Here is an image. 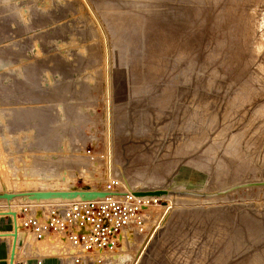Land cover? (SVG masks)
<instances>
[{"label": "rangeland", "instance_id": "rangeland-1", "mask_svg": "<svg viewBox=\"0 0 264 264\" xmlns=\"http://www.w3.org/2000/svg\"><path fill=\"white\" fill-rule=\"evenodd\" d=\"M178 1L0 0V192L16 194L35 190H82L81 187L98 190L112 178H119L122 185L127 188L122 177L120 178L121 175L118 174L120 169L123 170L124 159H121L117 139L126 138L122 132L130 129V126L119 121L121 115H115V109L129 98V85L133 76L143 75L142 81L148 85L141 87L140 91L150 88L149 90H154L156 96L161 99L165 97L163 93H167V108L166 111L160 112L158 121L166 127L161 136L159 135V138L163 137L160 140V149L169 135L171 148L169 150L175 149L178 144L182 112L189 113L191 109H196L191 110L190 115H193L191 120L197 118L195 115L203 113L201 116H205L204 124H209V128L204 129L202 137L189 139L193 144L200 143H196L187 152L190 156L180 158L177 165L166 174L169 183H166V186L169 188L167 192L155 194L157 197H162H158V204L145 212L143 226H131L136 229L123 230L124 241H120V246L115 252L108 255L105 264H139V259L143 258L144 253L146 255L153 241L152 238L166 224L173 209L191 211L230 207L235 211L242 206L241 209L249 211L256 218H262L264 214V162L261 165L258 163L259 157H255L264 154V96H262L264 95V45L262 46L264 0H240V2L213 0L214 12L218 13L221 6L225 7L227 14L229 13L228 18L231 17L229 18L233 25L231 27H234L232 32L238 29V35H235L236 32L233 33L234 37L221 35L223 38L226 37L222 38L224 44L229 46L231 43L228 50L223 49L224 54L218 53V55L216 50L214 52L216 55L213 57L216 59L218 56L216 60H201L196 63L197 69L190 72L187 80H182V76L187 73L181 74L178 69L171 73L174 74L175 79L171 74L169 75L171 81L164 76L165 62L162 60L173 53V43L168 44L165 49L167 51L164 50L165 56L161 55V59L156 56L157 58L152 60L150 63L152 65H149V62L145 63L147 66L144 65V69H139L138 72L129 69V63L124 64L120 60V53L114 43H117L121 35L126 36L135 29H144L152 18L160 17L170 4L176 2L183 4V0ZM195 4L204 10L209 8L201 0H195ZM203 18L204 16L200 15V19ZM217 20L221 21V18L217 17ZM249 20L252 24L246 23ZM209 23L211 25L213 21ZM258 26L259 29L256 30ZM203 27L205 24L202 25V29ZM240 35L241 38L238 37ZM206 37L202 35L201 44L205 47L209 44L208 40L204 42ZM254 38L255 40H252ZM261 40L262 44H258ZM237 43H243L240 44L242 47ZM253 43L258 44L259 47L261 45L262 48L258 47V50L257 45ZM233 45L237 46L232 47ZM244 45L246 49H243ZM204 46L203 51L209 53L212 48L211 43L206 50ZM237 47L240 50L237 53L239 56L236 54ZM227 53L235 56L234 59H231L230 55L228 57ZM240 53H246L248 58ZM156 59L159 60L158 67ZM212 60L211 65L209 63ZM242 64L247 69H244ZM198 68H201L202 73L205 71L204 74H199ZM190 76L194 81L190 82L192 80ZM210 82L214 84L211 85ZM134 113L137 114L139 111L134 109ZM172 113L175 121L170 120ZM153 126L152 123L149 127L143 125L141 132L138 133L141 138H152L151 144L155 142L154 137L158 138ZM185 129L194 132L193 125L185 126L183 130ZM148 131L149 135H145ZM116 132L120 133L119 136ZM203 144H205L204 150H202ZM181 145L178 147L180 148ZM207 147L210 148L207 150ZM244 148L252 154L248 162L251 163L252 170L246 168L247 170L244 169L245 171L239 173V178L235 182L208 190L209 182L213 181L218 164L224 157L223 153L229 155L227 150H233L236 157L229 160L235 165L240 159L245 158ZM170 151L164 155L163 160L167 163L171 158L175 159ZM263 154L260 156L264 157ZM142 155L137 156L139 159L136 163H142L138 167L141 169L144 166L142 170L147 174L154 169L157 157ZM166 156L171 157L168 159ZM173 160L169 162V166L172 165ZM191 160L193 166L203 164L207 170L200 171L188 165L187 162ZM175 198L189 199L191 202H181V200L177 202ZM22 202L20 199L6 201L5 198H0V212L8 207L18 212L21 204L29 203V201ZM52 203L37 205L49 207ZM16 215L18 218V213ZM9 224L8 214L0 216V233H8ZM18 230L20 231L19 228ZM1 241L4 242V248L0 251V264H6L5 247L7 248L9 240L0 239V243ZM194 244L193 240L187 241L182 252L171 253L175 259L182 260L186 256L185 251ZM49 246L53 250L58 247L55 242L49 243ZM223 247L220 246L214 255L223 254ZM225 256L228 254L218 256L214 261L221 260ZM231 256L225 257V262L221 264H236L245 260L239 261L240 255ZM261 264H264V261Z\"/></svg>", "mask_w": 264, "mask_h": 264}, {"label": "bare ground", "instance_id": "bare-ground-1", "mask_svg": "<svg viewBox=\"0 0 264 264\" xmlns=\"http://www.w3.org/2000/svg\"><path fill=\"white\" fill-rule=\"evenodd\" d=\"M178 2H176L175 4L174 3L170 4V6H168L164 10V13L161 14L160 17L152 18L149 21V24L144 29H141V30L135 29L131 33L127 34L126 36L121 35V37L118 39L117 43H114L115 47L118 48V52L120 53L119 54L120 60L123 61L124 64L129 63V65H128L129 69H133L135 72H138L139 69L140 70L144 69L143 68L144 65L147 66L146 64H148V62H149V65H152V64H150L152 62V60H154V58H157L156 56H158V58H160V59H161V55L165 56L164 53H165V51H167L165 49L167 48L168 44L173 43L174 51L171 55H169L170 58H168L169 56L167 54L166 55L168 57L167 56L165 58L162 57L164 59L162 61L165 62V63L163 62L165 65L164 76H166L170 80L171 77H169V75L173 71H175V69H178L181 74L184 72H185V74L187 73L186 75L183 74L184 76H182V80H187V78H189L188 75L190 74V72L192 73V71H195L196 65L198 64L199 61H201V60L202 61L203 60L210 61V59H213V57L216 55L214 53L216 50H217L216 51L217 55H218V53L224 54L223 49H224V51H225V49L228 50L227 48L230 47L231 43L229 44V46H227L226 43H225L226 44L225 45L224 41L222 40V38H223L222 36L224 34L225 36L229 35L228 37H231V36L234 37L233 33L236 32L237 34H235V35H238V32H237L238 29L237 30L235 29L234 32H232V29L234 27L233 28L231 27L232 24H231V21L229 19L231 17L228 18L229 13L227 14L228 11H226L227 9L225 7L221 6L220 11L218 13H216V12H214L213 0H201V2L203 4L208 5L209 8L205 7L206 10L200 8L199 5H196L195 0H183V4L178 3ZM239 2H240V0H239ZM215 4H216V2H215ZM210 9H212V10H210ZM202 10H203V12H201ZM200 15L204 16V18L202 20L200 19ZM260 16H262V15H260ZM217 17L221 18V21H218ZM211 20L213 21V23L210 25L209 22ZM242 20H244V19H242ZM258 20H260V19H258ZM258 20H256V21L258 22ZM261 20H263L262 17H261ZM232 21H234V20H232ZM239 21H240V19H239ZM248 22H250V20L247 21L246 23H248ZM204 24H205V27H203V29H202V25H204ZM249 24H247V25H249ZM250 27L251 26H249V28ZM243 28H244V26H243ZM249 28H246V29H249ZM252 29L253 28L251 27V30ZM257 29H259V26H258V28L256 27V30ZM262 30L264 31V28ZM253 31H254V29H253ZM247 33L248 32L246 31V34ZM254 33H255V31H254ZM258 33H259V31H258ZM112 34H113V32H112ZM218 34H220V36ZM239 34H241V33H239ZM257 34H256V38H257ZM202 35L207 36L206 41H204V42H207V40H208V43H209L208 45H210V43H211L212 48L210 49L209 53H206L205 51H203L204 45L201 44L202 39H203ZM258 35L260 37V34H258ZM225 36H224V38H226ZM241 36L242 35H240L238 37L241 38ZM243 37H245V36H243ZM249 37H250V35H249ZM235 39H234V41H235ZM258 39H260V38H258ZM258 39H257V41H259ZM252 40H255V38ZM252 40H250V41H252ZM247 41L249 43V40H247ZM226 42H227V40H226ZM260 42L261 43L258 42V44H262V40ZM263 43H264V40H263ZM240 44L243 45V43H240ZM240 44H238V45L241 46ZM253 44L255 46L257 45L258 50H259V48H262L261 45L259 47L258 44H255V43H253ZM208 45L206 47H209ZM245 45H246V43H245ZM245 45H244V47H245ZM263 45L264 44H262V46ZM234 46L235 45H233L232 47H234ZM247 46H249V44ZM206 47H205V50H206ZM238 47H237V49H238ZM241 47H239V48H241ZM247 48H249V47H247ZM263 48H264V46H263ZM243 49H246V47ZM243 49L241 48V50H243ZM257 49H256V51H257ZM208 50H209V48H208ZM234 50H236V49H234ZM229 51H230V49H229ZM243 51H246V50H243ZM243 51H241V52H243ZM238 52H240L239 49L236 52V54ZM247 52L248 51H246V53ZM246 53L245 54L242 53V54H244L243 56H246V58H248ZM259 53H258V55H259ZM233 54H234V52H233ZM236 54H234V55L237 56L238 54L237 55ZM229 55L230 54H228V57H230L232 54L230 56ZM235 56H231L230 58L232 59ZM129 58H131L130 61L128 60ZM217 58H218V56H217ZM216 59H213V60H216ZM241 59L243 60V57ZM249 59H251V58H249ZM213 60L209 64L212 65ZM238 61H239V59H238ZM247 61L248 60H246V62ZM155 62L157 63V62H159V60L156 59ZM236 63H237V61H236ZM158 64L159 63H157V67H158ZM243 64H242V66H243ZM229 65H231V63ZM243 68H244V66H243ZM200 69L198 70V72L200 71L199 74L202 73ZM204 72L202 74H204ZM238 72H240V71H238ZM175 73H177V72H175ZM177 74H179V73H177ZM193 74H194V72H193ZM193 74H191V75H193ZM238 75L239 74H237V76ZM241 75H243V73ZM197 76H199V75H196V77ZM219 76H220V74H219ZM142 77H143V75H140L137 77L136 76L132 77V81L130 82V85H129V87H130L129 88V90H130L129 98H126L121 103V105L118 107L116 106L117 108L115 109V115H119V114L121 115L119 121H121L123 124L130 126V129H126V130H124V132H122V134H124L126 136V138H118L117 139L118 140L117 142H119V150L121 152L120 154L122 156L121 159L122 160L124 159V163L122 164L123 170L120 169L118 174L121 175L120 178L122 177L123 181L127 185L126 187L129 190L155 195L156 193L167 192V189L169 187L166 186V183L167 184H169V183L167 182L168 180H166L167 176H168L166 174L169 173L174 168V166L177 165V163L180 161V158L183 159L184 156H186V157L190 156V155H188L187 152L191 149L192 146L196 145L197 142H195L193 144V142L189 139L202 137L204 129L209 128V124L208 125L204 124V120H205L204 117L205 116H201V115H203V113L201 115H195V117H197V118L191 120L193 118L192 117L193 115L192 116L190 115L191 110H196V109H191L189 111V113L188 112L185 113L184 110H183L184 112H182V110L179 108L182 112V115H181L182 119L179 121V123L181 124V126H180L181 130H179L180 136L178 135L179 137H177L179 142L177 145L175 144L176 145L175 149L171 150L172 151L171 152L169 150L170 138H168L170 136L169 135L170 133L168 131H166L169 133L168 134L169 136L166 138V140H164L163 146L160 149V145H161L160 140L163 139V137L162 138H159V137L161 136L160 134L163 133L164 129H166V127L162 126L158 121L160 118L159 117L160 112L162 110L166 111V108H167V105H166L168 102V99L166 97L167 93L164 92L165 94L163 93V95L165 97H163L161 99V97L156 96L157 94L154 90L150 91L149 90L150 88L146 89L145 91H140L141 87L148 86L142 81ZM173 77L175 79V76H173ZM200 77H202V76H200ZM190 79H192L191 81L189 80L190 82L194 81L193 78H191V76H190ZM194 79H196V78H194ZM208 79H209V77H208ZM164 80H165V77H164ZM172 80H173V78H172ZM255 80H257V79H255ZM162 81H163V79H162ZM170 81H168V82H170ZM197 83H198V80H197ZM210 83H211V85L214 84V82L213 83L210 82ZM180 85H182V84H180ZM216 85H217V83H216ZM225 88H226V85H225ZM186 89H188V88H186ZM260 89H263V88H260ZM190 90H189V92H190ZM204 90H207V89H204ZM199 93H201V92H199ZM213 93L214 92H212V94ZM186 94H185V96H186ZM246 95H247V93H246ZM219 96H220V94L218 95V97ZM247 96L249 97V94ZM262 96H264V95H262ZM181 101H183V100H181ZM251 101H253V100L251 99ZM182 104H184V102ZM177 105H179V103ZM177 105H176V107H178ZM187 106H189V105H187ZM204 106H205V104H204ZM180 107H182V105ZM199 107H201V106H199ZM247 108H248V106H247ZM134 109L138 110L140 114L134 113ZM131 110H132V112H131ZM188 110H186V111H188ZM205 111L207 112V110H205ZM201 112H202V110H201ZM175 113L177 114L178 111ZM249 115H251V114H249ZM170 116H171V119H170L171 121L176 120V119L175 120L173 119L174 118L173 113ZM181 117H179V119ZM151 123L154 124L153 128L158 134L157 135L158 138L154 137L155 142L153 141L152 144H151L152 138H141V136L139 137L140 134H138L139 132H141L143 125L146 127H149V125ZM184 124L186 127L193 125L194 126V132L193 131L188 132L186 129L183 130L185 127ZM116 134H117V136H119L118 134H120V133L116 132ZM145 135H149V131L147 133H145ZM172 135L173 134H171V136ZM117 136L115 135V137H117ZM121 136H123V135H121ZM173 136L175 137L177 135H173ZM127 137H130V138H127ZM137 137H139V138H137ZM209 137H211V134ZM211 140H213V139H211ZM203 141H201V142H203ZM198 142H200V141H198ZM261 143H262V141H261ZM197 144H200V143H197ZM205 144H203L202 150H204ZM173 145H171V146H173ZM178 145L179 146L181 145V147L179 148ZM212 146H214V144ZM210 147H211V145H210ZM210 147H207V150ZM134 149L136 151H134ZM132 150L134 152L130 155L129 152H131ZM192 150H193V148H192ZM198 150L200 151V149H198ZM169 151H170L171 156L173 155V157L175 158L174 160L171 158V160H173L172 161L173 163H171L172 164L171 166L168 165V164H170L169 162L171 160L170 161L168 160L169 161L168 163H167V161L163 160L164 155L167 154ZM227 151H228L229 155L224 152L225 154L228 155L226 157L227 159H225V154L223 153L224 157L222 158V160L218 164V169L216 171V174H215L213 181L209 182L208 190H212L215 187L220 188V187H224L228 184H231V183L235 182L236 180H238L240 172L245 171L244 169H246V168L247 169L252 168L250 165L251 163H248L250 158H252V154H249L248 149L244 148L245 158L243 157L242 159H240L238 161V164H235V165L232 164L229 159L236 157V155H234L233 150L229 149ZM195 152H197V151H195ZM141 154H143L144 156L146 154L150 155V156L155 155L157 157L155 163L153 162L155 164L154 169L149 171L147 174H145L144 171L142 170V168L144 166L141 167V169L138 167L140 164L142 165V163H140V164L136 163V161L139 159V157H137V156H141ZM194 154L196 155V153H194ZM261 154H263V153H261ZM260 155H257L255 157H259L258 163H261V165H262L264 162L263 161L264 157H262ZM263 156H264V154H263ZM166 157H168V159H170L169 156H166ZM223 160H225V161H223ZM256 160H257V158H256ZM187 164L193 166L192 160L187 162ZM146 166H148V165H146ZM193 167H195V169H198L200 171H206L207 170V167L203 164H196ZM257 169H258V166H257ZM259 169H261V168H259ZM146 170H147V167H146ZM146 170H145V172H146ZM199 190H201V189H199ZM157 191H159V192H157ZM77 197L82 198V196H79V195L71 197V198H66V197L62 198V197H58V196L32 197L29 195H19L16 193L11 198H5V200L6 201H12L15 199H20L23 202L29 201V203L42 204V203L57 202L58 200L72 199V198H77ZM158 197H162V196H158ZM167 198H169V197H167ZM178 200H181V202L182 201L191 202V200H189V199H184V198L183 199L182 198L177 199V198H175V201L178 202ZM172 201H174V199ZM169 202H171V201H169ZM239 207H240V209L238 208L235 211H232V209L230 207H227V208L217 207V208H211L208 210L197 209V210H191V211H184L181 209H173L170 217L168 218V220L166 222V224L164 226L162 225L163 227L160 228V231L155 235V237L152 238L153 241H152V243H150L151 245H150L146 255L144 253L143 258L139 259L140 260L139 264H221V263L225 262V257H232L231 255H234L233 257H239V255H240L239 261L245 259L244 261L238 262L236 264H261L264 261V214H262V216H263L262 218H256L249 211H245L244 209H241L242 206H239ZM5 214H8L9 218L13 219L14 226H15L13 232L16 234L14 235V234H8V233H0V238H5V237L10 238L13 241L14 247L17 248V239L21 236L20 231L18 230V228L16 226L18 224V218L16 215L17 211L11 207H8L3 212H0V216H3ZM259 215H261V214H259ZM126 229H136V227H127L123 230H126ZM122 231L119 234V238H120L121 242L124 241V238L122 237V235H123ZM191 240H193L195 242V244L193 247L189 248V250H186L185 251L186 253L184 252L186 254V256L182 260L175 259L171 252H177V253L182 252L186 247V242L191 241ZM203 244H206V246H202ZM257 245H259V246H257ZM123 246H124V244H123ZM220 246H224L223 250H222L223 254L214 255V253L217 251V249H219ZM257 251H259V252L256 254L255 252H257ZM114 252L115 251L111 252L110 254H112ZM227 254H228V256L223 257L221 260L214 261L216 258H218V256H222V255L224 256ZM246 258H247V260H246Z\"/></svg>", "mask_w": 264, "mask_h": 264}, {"label": "built area", "instance_id": "built-area-1", "mask_svg": "<svg viewBox=\"0 0 264 264\" xmlns=\"http://www.w3.org/2000/svg\"><path fill=\"white\" fill-rule=\"evenodd\" d=\"M98 190L107 193L62 199L49 207L21 204L16 225L21 236L12 264H105L120 246V232L142 227L145 212L159 202L155 195L125 188L119 178L107 180ZM14 227L10 218L8 234L14 233ZM52 242L58 245L54 250L49 246ZM10 252L7 241V254ZM9 262L6 258V264Z\"/></svg>", "mask_w": 264, "mask_h": 264}, {"label": "water", "instance_id": "water-1", "mask_svg": "<svg viewBox=\"0 0 264 264\" xmlns=\"http://www.w3.org/2000/svg\"><path fill=\"white\" fill-rule=\"evenodd\" d=\"M82 190H35V191H26V192H18L19 195H29L32 197H49V196H58L62 198H71L74 196H82V198H92L96 196H103L107 192L103 190H96L91 189L89 187H81ZM136 193H143V192H136ZM15 193H8V192H0V198H11ZM14 235L16 233H13ZM15 253L14 245L11 248L10 252V262L12 264L13 256Z\"/></svg>", "mask_w": 264, "mask_h": 264}, {"label": "crops", "instance_id": "crops-1", "mask_svg": "<svg viewBox=\"0 0 264 264\" xmlns=\"http://www.w3.org/2000/svg\"><path fill=\"white\" fill-rule=\"evenodd\" d=\"M0 239H8V240H9L10 238L5 237V238H0ZM1 242H2V243H0V251L2 250V248H4V245H3L4 242H3V241H1ZM9 244H10L9 247L13 245V241H12L11 239L9 240ZM5 253H6V256H8V257H6V258H10L9 255L7 254V248H6V247H5ZM4 263H5V262H4Z\"/></svg>", "mask_w": 264, "mask_h": 264}]
</instances>
